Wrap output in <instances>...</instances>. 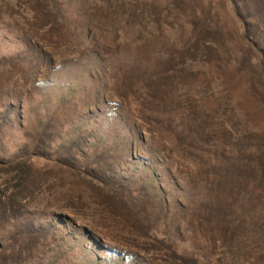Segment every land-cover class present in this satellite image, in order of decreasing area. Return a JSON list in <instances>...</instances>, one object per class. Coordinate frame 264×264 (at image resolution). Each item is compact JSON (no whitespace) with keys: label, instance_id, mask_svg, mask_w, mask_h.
<instances>
[{"label":"rangeland","instance_id":"rangeland-1","mask_svg":"<svg viewBox=\"0 0 264 264\" xmlns=\"http://www.w3.org/2000/svg\"><path fill=\"white\" fill-rule=\"evenodd\" d=\"M0 264H264V0H0Z\"/></svg>","mask_w":264,"mask_h":264}]
</instances>
